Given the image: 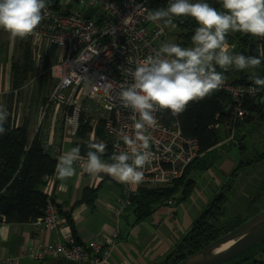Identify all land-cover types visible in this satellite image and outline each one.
I'll return each instance as SVG.
<instances>
[{
    "label": "built area",
    "instance_id": "obj_1",
    "mask_svg": "<svg viewBox=\"0 0 264 264\" xmlns=\"http://www.w3.org/2000/svg\"><path fill=\"white\" fill-rule=\"evenodd\" d=\"M172 2L169 0L166 4ZM162 6L158 0H57V8L47 4L45 18L25 40L33 50L45 47V51L36 56V66L39 77L47 72L51 83L39 110L38 128L44 125L42 148L56 163L65 153L63 145L72 143L81 125L87 127L91 141L95 138V129L102 127L113 139V153L127 150L121 134H132L134 120L132 111L122 105L119 93L122 87L132 83L131 71L137 64L169 41L170 29L175 32L176 28L164 27L161 33L162 25L146 20L148 11ZM47 48L55 50L48 66ZM251 86L254 85L224 80L222 88L215 92L226 96L224 107L231 111L233 119L241 121L246 115L243 102L258 95V92L249 94ZM260 102H264V91ZM165 113L170 114L167 110L158 111L157 124L144 130L150 137L151 159L142 169L144 175L139 184L121 183L123 198L113 209L115 220L139 189L170 184L199 155L198 143L184 137L176 121L163 123ZM11 123L18 126V116L12 115ZM74 163L84 176L96 177L85 171V156L79 155ZM52 188L53 179L49 177L41 189L47 205L44 215L33 223L36 229H58L66 224L52 201ZM3 222L0 221V226ZM113 246L111 238L83 244L69 236L64 241L35 245L28 255L36 264L47 260H61L66 264H108ZM2 264H14V260L8 259Z\"/></svg>",
    "mask_w": 264,
    "mask_h": 264
},
{
    "label": "trees",
    "instance_id": "obj_2",
    "mask_svg": "<svg viewBox=\"0 0 264 264\" xmlns=\"http://www.w3.org/2000/svg\"><path fill=\"white\" fill-rule=\"evenodd\" d=\"M158 1L159 4L164 5L169 0ZM191 2L196 3L198 0H191ZM207 2L220 9L217 0L212 2L207 0ZM46 3L57 8V0H46ZM90 15H92L91 12ZM175 23L181 26L182 32L171 34L168 42L182 47H191V36L198 25L192 18H185L183 22L177 19ZM17 39L18 57L11 60L9 67L12 91L21 89L35 76L36 72L28 43L25 39ZM225 46L230 54L241 53L264 59V38L233 32L227 35ZM217 71L222 72L224 80L230 83L252 84L250 77L264 78V63L255 69L249 68L242 71H237L234 67L224 71L217 66ZM50 83V75L46 72L35 90V96L31 98V103L35 105H30L33 109L44 103L45 93ZM263 91L264 89H261L256 97L248 98L243 102L242 106L246 115L241 121L233 119L231 111L225 110L226 96L223 93H215L199 103H190L187 110L179 117H172L168 113L163 115V123L176 121L182 135L198 143L199 155L183 174L170 184L151 189H139L130 199L127 207L132 211L136 223L146 220L160 207L173 206L187 200L193 192L197 175L217 168L216 165L232 150L238 154V165L227 175L230 179L241 177V175L251 176L255 173L260 177L259 181L253 180L252 184L249 183L253 189L247 197L245 211L230 220H226L225 201L235 186L231 183L225 184L220 189L219 195L213 198L203 214L193 223L189 233L160 264L180 262L218 237L234 230L264 208V151L261 152L255 148L257 143L247 146L249 140L256 135H262L261 130H264V102H260ZM10 109L7 108L9 116L4 125L6 132L0 135V221L6 224L34 223L44 215L47 198L41 189L45 186V180L54 175L57 163L52 156L44 152L40 135L36 134L34 137L30 135L28 118L23 119V122L16 127L12 125ZM101 128L98 126L96 137L105 139ZM87 133V127L81 125L73 142V147H80L79 155L85 157L89 150ZM105 145V152L101 159L105 163H111L112 153L108 142H105ZM104 179H107L106 176L103 177ZM244 179L245 177L241 180ZM96 198L97 189L85 188L76 204L83 203L93 208ZM58 212L69 227L71 236L78 241L69 213H64L60 209ZM242 263L264 264V244L250 249L227 264Z\"/></svg>",
    "mask_w": 264,
    "mask_h": 264
},
{
    "label": "clouds",
    "instance_id": "obj_3",
    "mask_svg": "<svg viewBox=\"0 0 264 264\" xmlns=\"http://www.w3.org/2000/svg\"><path fill=\"white\" fill-rule=\"evenodd\" d=\"M220 9L207 0H173L166 8L147 12L146 20L157 24L160 32L164 27L177 25L192 18L198 25L191 36V47L164 42L154 55L140 61L131 71L132 83L122 87L119 99L133 113L132 134H121L127 150L111 156V163L101 157L106 145L89 143L86 163L89 174L105 173L123 184H139L142 169L150 162V137L146 127L157 124L156 113L167 110L172 117H179L190 103H199L219 91L224 84L222 72L235 68L237 71L255 69L264 59L241 53L230 54L226 48L229 32L264 38V0H217ZM46 0H0V29L10 39H26L34 33L47 14ZM254 86L248 92L255 95L264 89V78L250 77ZM7 109L0 105V135L6 132ZM138 117V118H137ZM80 147L71 148L58 157L56 178L66 180L75 175L74 162L79 159Z\"/></svg>",
    "mask_w": 264,
    "mask_h": 264
},
{
    "label": "crops",
    "instance_id": "obj_4",
    "mask_svg": "<svg viewBox=\"0 0 264 264\" xmlns=\"http://www.w3.org/2000/svg\"><path fill=\"white\" fill-rule=\"evenodd\" d=\"M25 41L32 54L35 76L21 89L12 91L9 69L4 86L0 88V90L3 89L0 91V103L1 96L8 94L5 104L7 108H11V118L12 115L18 116V125L23 122L27 114L25 113L22 117L21 92L29 85L34 84L30 88L28 100L27 94L26 99L23 98L29 108L31 98L35 96V90H37L42 77H39L36 56L45 51V47L33 50L29 41ZM53 51L55 52L53 49L50 52ZM51 56L49 55L47 58L46 66L49 65L48 62H51ZM35 80L37 82H33ZM40 107V105L36 106L37 116L32 128L30 124V130L37 132L39 129L42 140L41 135L45 133V129L44 125L38 128ZM31 117H33V113ZM71 148H73V143L68 142L63 145L64 151L68 152ZM237 159V152L232 150L216 165L217 168L200 174L193 192L187 200L173 206L160 207L140 223L135 222L132 211L127 208L118 219L115 220L113 217V209L123 198L120 182L107 174H103L99 181L93 182L91 177L81 174L75 163L73 167L76 171L72 177L62 181L56 178L55 173L52 176V201L62 212L69 213L78 242L84 244L104 238L114 240V246L109 252L108 264H160L165 256L189 233L193 223L203 214L213 198L219 194L221 187L227 184L229 178L227 175L238 165ZM104 176L107 179L103 180ZM243 177H245V182L252 184L253 180L254 182L259 181L260 175L257 173L251 176L241 175L240 181ZM85 188L97 189V198L93 208H89L83 203L76 204ZM69 236H71V231L67 224L58 229L39 230L33 226V223L6 224L3 222L0 226V264L8 259H13L14 264H36L28 255L33 246L64 241ZM43 264L66 263L61 260H47Z\"/></svg>",
    "mask_w": 264,
    "mask_h": 264
},
{
    "label": "rangeland",
    "instance_id": "obj_5",
    "mask_svg": "<svg viewBox=\"0 0 264 264\" xmlns=\"http://www.w3.org/2000/svg\"><path fill=\"white\" fill-rule=\"evenodd\" d=\"M169 5L170 4H164L162 7L166 8ZM176 25L177 26L175 27L176 28L175 32H173V29L169 30V33L171 32L169 34V37L171 34L182 32L181 26L179 27V25L177 23H176ZM231 33H233V32H229V34H231ZM17 43H18V39H15V40L10 39L9 34L7 32L3 31L2 29L0 30V88H3V86H4V83H5L4 81L6 79V75L8 74L9 65H10L11 60L17 59V57H18V44ZM51 50L52 49L47 48V50H46L47 54L53 55L54 51L50 52ZM33 82H37V81L35 80ZM33 86H34V84L31 86L29 85L28 88L23 90L21 92V97H20V99H22L21 105H20L21 109H22V117L24 116L25 113H27L25 118H28V120L31 124V128L34 125V122H35V119L37 116V112H36V109L34 110L30 106H29V108H27V102L25 99H26V94H27V100H28V98L30 96L29 92L31 91L30 88H32ZM0 91H3V89ZM46 94H47V91L45 93V96H46ZM7 96H8V94H4L1 96V105H3L6 109H7V107H6L5 103H6V97ZM23 98H25V99H23ZM30 105L35 106L33 104V102L31 103V101H30ZM32 113H33V117H31ZM97 128L94 131L95 138L92 141L89 139V133H87L88 142L89 143H103L104 145H105V142H108V146H109L111 153L113 155L114 154L113 153L114 142H113L112 137L109 134H107V132H105L103 130V128H101L102 134H103L105 139L97 138L96 137ZM261 131L263 132L262 135L254 136L251 140L248 141L247 146L248 145L250 146L251 143H257L255 145V148H257L259 151L262 152V151H264V130H261ZM36 134L40 135L39 132H35V130H32V131L30 130V135H32V137H34ZM74 140H75V138H74ZM74 140L72 141V143L74 142ZM66 152L67 151H65V153ZM103 174H105V173L97 174L96 177L92 178V181L95 182V180L97 178H100V177L102 178ZM200 174H198L196 178H198L200 176ZM205 178H208V177H205ZM239 178H240V176H238L237 178L235 177L233 179L228 178L227 183H231L233 186H235V188H233V190L230 192V194L226 197L225 210H224L225 215H226V220H230L232 218H235L236 215H241L245 211L246 206H247V197L249 194L252 193V189H253L252 185L245 182V180L240 181ZM199 183H201V181H199ZM221 188H223V187H221ZM217 193H218V191H217ZM217 195H219V194H217ZM78 243H80V242H78ZM242 264H244V263H242Z\"/></svg>",
    "mask_w": 264,
    "mask_h": 264
},
{
    "label": "water",
    "instance_id": "obj_6",
    "mask_svg": "<svg viewBox=\"0 0 264 264\" xmlns=\"http://www.w3.org/2000/svg\"><path fill=\"white\" fill-rule=\"evenodd\" d=\"M228 248L225 244L231 243ZM264 244V208L234 230L218 237L176 264H227Z\"/></svg>",
    "mask_w": 264,
    "mask_h": 264
},
{
    "label": "bare ground",
    "instance_id": "obj_7",
    "mask_svg": "<svg viewBox=\"0 0 264 264\" xmlns=\"http://www.w3.org/2000/svg\"><path fill=\"white\" fill-rule=\"evenodd\" d=\"M230 244H232V242L225 244L223 248H228Z\"/></svg>",
    "mask_w": 264,
    "mask_h": 264
}]
</instances>
